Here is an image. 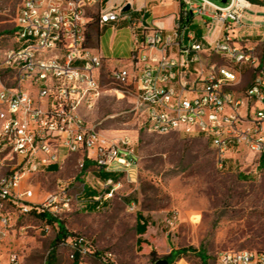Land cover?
<instances>
[{
    "label": "built area",
    "instance_id": "2783aa9c",
    "mask_svg": "<svg viewBox=\"0 0 264 264\" xmlns=\"http://www.w3.org/2000/svg\"><path fill=\"white\" fill-rule=\"evenodd\" d=\"M181 2L174 28L166 30L161 22L131 19L130 1L127 12H122L126 4L101 9L102 0L21 1L16 44L0 51V246L17 217L33 209L54 215L73 202L99 208L122 182H137L138 156L130 139L105 137L84 118V109L101 95L104 61L87 45L91 13L98 26L129 20V56L108 76L116 94L133 98V109L144 115L149 131L205 137L220 168L231 152L243 150L257 166L264 162V59L248 38L258 26L245 18L264 0ZM190 24L200 29L199 36ZM243 68L251 72V82L241 89ZM71 156L76 157L75 192L66 184L42 203L34 202L27 179L51 167L60 170ZM102 172L120 178L102 179L97 176ZM87 187L98 193L81 197ZM128 207L134 209V203ZM178 220L177 212L165 220L169 233ZM59 244L68 248L70 259L94 254L83 236ZM0 264H19L18 256L0 249ZM215 264H264V251H222Z\"/></svg>",
    "mask_w": 264,
    "mask_h": 264
},
{
    "label": "rangeland",
    "instance_id": "374dc122",
    "mask_svg": "<svg viewBox=\"0 0 264 264\" xmlns=\"http://www.w3.org/2000/svg\"><path fill=\"white\" fill-rule=\"evenodd\" d=\"M21 1L0 4V51L16 44L15 17ZM90 17L87 45L93 48L96 13ZM245 18L258 26L254 32H264L262 3H254ZM192 29L199 36L200 29ZM99 35V50L109 65H120L113 59L123 56L103 48L116 50V35L103 29ZM248 38L264 59V40L258 43L260 37ZM213 61L224 64L216 58ZM246 71H241V88L251 82V72ZM99 82L101 95L91 109H84L85 121L105 137L130 139L138 156L137 182H122L110 201L92 211L73 202L69 210L50 215L55 219L52 223L32 215L17 217L1 242L2 253L16 254L19 264H47L51 253L54 264H73L68 248L55 243L61 230L67 237L83 236L93 245L94 254L80 257L79 264H156L182 249L185 253L172 257L171 264H203L200 255L206 264H215L222 251H264V165L257 166L254 156L243 150L231 152L220 168L205 137L149 131L144 115L133 109V98L113 91L108 69L102 70ZM75 163L76 157L71 156L60 170L51 167L29 177L26 183L34 193L33 201L42 203L66 184L73 194L78 185ZM97 176L114 175L102 172ZM131 198L134 209L128 207ZM172 212L178 213L179 220L169 233L165 220ZM138 220L146 222L144 235L136 231ZM105 254L111 256L105 258Z\"/></svg>",
    "mask_w": 264,
    "mask_h": 264
},
{
    "label": "crops",
    "instance_id": "0c3cea01",
    "mask_svg": "<svg viewBox=\"0 0 264 264\" xmlns=\"http://www.w3.org/2000/svg\"><path fill=\"white\" fill-rule=\"evenodd\" d=\"M130 1L132 4V9L130 10L131 19L142 20L144 25H151L152 22L162 23L166 30H172L175 25L176 18L180 11V0H102L101 9H112L118 8ZM194 28H197L194 26ZM103 29L105 32L114 33L117 37V48L116 50L112 47L110 49H106V51L117 53L119 56H123L121 59H117L113 61L118 62L120 65L124 64L129 56V51L132 46V32L129 29V20L120 19L115 25H105L98 26L94 33L95 36V47H93L94 51L103 57V69H112L114 67L120 65H109V59L105 58L103 53L99 50L100 44V35L99 30ZM197 33V32H196ZM255 33V34H253ZM252 34L256 37H260V39L256 42H262L264 40V32L263 31H252ZM103 52H106V51ZM250 71H246L248 74ZM243 77V76H242ZM250 84V83H249ZM245 85L241 89L249 86Z\"/></svg>",
    "mask_w": 264,
    "mask_h": 264
},
{
    "label": "trees",
    "instance_id": "16d2710c",
    "mask_svg": "<svg viewBox=\"0 0 264 264\" xmlns=\"http://www.w3.org/2000/svg\"><path fill=\"white\" fill-rule=\"evenodd\" d=\"M263 5H264V4H263ZM182 10H183V4H182V2H181V0H180V12H181ZM182 22H190V21H189V19H185V20H182ZM194 26H195L194 24H190V27H191V28H194ZM86 37H87V40L90 39V35L86 34ZM261 165H264V162H263ZM107 174H108V173H106V172L104 173V175H107ZM113 175H114L113 178H114L116 181L120 178V175H119V174H113ZM97 193H98L97 190L92 189V188H90V187H87V188L85 189V192L81 195V197H83V198L93 197V196H95ZM123 198H129V197H128V196H123ZM131 200H132V198L129 199V203H128V204H131V203H132ZM85 207H86L87 209H89V210L92 211V210H94V209L96 208V204H94V203L86 204ZM28 215L35 216V217H37V218H39V219H41V220H45V221H47L48 223L55 222V219H54L52 216H50L49 214L44 213V212H37L35 209L31 210L27 215H23V216H28ZM139 219H140V217H139ZM146 227H147L146 222H144V221L141 222L140 220H138V222H137V224H136V231H137V233H138L139 235H144L145 232H146ZM66 237H67V234L64 233V232L61 230V231L59 232V234L57 235L56 239H55V243H56V244H59L60 241L63 240V239H65ZM184 253H185V250H183V249H182V250H177L176 252L167 255V256L164 258V260L167 261V264H171L172 262L170 261V259H171L172 257H174V256H176V257H180V256H182ZM53 255H54V254L51 253V255L48 257L47 264H54V263H55V262H54L55 259H54ZM150 255L153 257L155 254H154L153 251H151V252H150ZM79 259H80V257H79L78 255H76L75 258H74L73 264H79ZM200 259H201V261H202L203 264H206V259H204V257H203L202 255H200ZM156 262H157V261H156ZM156 262H155V263H156Z\"/></svg>",
    "mask_w": 264,
    "mask_h": 264
},
{
    "label": "water",
    "instance_id": "95a60500",
    "mask_svg": "<svg viewBox=\"0 0 264 264\" xmlns=\"http://www.w3.org/2000/svg\"><path fill=\"white\" fill-rule=\"evenodd\" d=\"M221 4H225L226 0H219ZM130 10V5L126 4L123 8H122V12H127ZM156 264H167V261L164 259L158 260L156 262Z\"/></svg>",
    "mask_w": 264,
    "mask_h": 264
}]
</instances>
